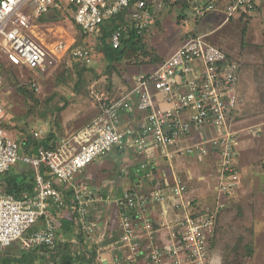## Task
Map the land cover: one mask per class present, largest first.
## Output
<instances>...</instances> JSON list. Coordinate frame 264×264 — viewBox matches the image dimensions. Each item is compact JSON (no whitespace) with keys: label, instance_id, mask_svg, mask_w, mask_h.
<instances>
[{"label":"built area","instance_id":"1","mask_svg":"<svg viewBox=\"0 0 264 264\" xmlns=\"http://www.w3.org/2000/svg\"><path fill=\"white\" fill-rule=\"evenodd\" d=\"M68 1L75 9L76 25L89 37L130 8L129 26L139 34L155 21L156 10L151 9L148 0ZM187 2L198 18L217 10L207 0ZM163 6L160 3L157 9ZM61 9L60 0H0V59L39 75L48 73L69 51L75 59L92 64L94 48L72 50L63 41L47 45L37 33L40 19ZM255 10L256 0H230L227 20L236 13L250 15ZM124 31L127 28L119 27L113 32L114 49L120 48ZM239 78V64L209 42L207 35H189L159 66L132 74L131 87L119 98L97 96L98 114L88 125L61 139L53 149L40 148L33 155L23 152L18 141L9 135L5 125H11V121L0 98V174L23 163L35 170L36 178L32 195L16 198L0 194V251L17 243L27 250L47 247L53 255L60 244L69 243L74 255L81 243L60 237L63 211L72 219L74 234L87 237L98 246L100 264H212L210 243L215 237L218 215L225 207L221 199L242 185L237 143L229 129L237 107ZM4 87L0 75V95ZM135 111L141 113L140 120L124 126L125 114ZM263 133L262 127L253 132L257 136ZM33 136L45 140L43 131H36ZM130 147L139 154L162 148L163 156L171 163L176 156L200 161L213 158L219 199L215 209L196 215V209L185 199L186 180L173 175L170 182L159 181L153 176V167L147 165H142L143 170L150 171L145 177L151 186L147 194L130 190L114 198L76 181L100 158ZM68 189L72 196H68ZM112 205L118 215H112L111 220L121 233L117 241L107 243L109 233L101 230V221L93 210ZM53 207L59 210L57 215L50 212ZM170 208L175 213L183 210L184 216L176 213L172 220L168 217ZM158 210L168 218L169 231L166 238L154 239L152 216Z\"/></svg>","mask_w":264,"mask_h":264},{"label":"rangeland","instance_id":"2","mask_svg":"<svg viewBox=\"0 0 264 264\" xmlns=\"http://www.w3.org/2000/svg\"><path fill=\"white\" fill-rule=\"evenodd\" d=\"M150 1L156 10L155 21L153 26L145 31L144 37L149 48L155 50L161 57L166 59L172 56L188 35L210 30L209 35L213 37L208 39L212 44L222 49L240 66L237 108L231 117L229 129L237 143V162L242 185L230 196L221 199L225 207L218 216L217 235L210 256L212 264L214 259H219L220 264H264V133L261 136L253 134L257 128L262 127L264 130L263 46L253 38L252 30H249L246 24H239L237 20L226 21L228 13L222 15L215 10L204 18H198L194 10L183 1L180 3L178 0H172L171 3L165 0ZM60 2L65 10L64 15L54 21L41 22L45 25L36 31L47 45L63 41L73 47L77 41H83L94 48L96 56L90 67L95 73L88 71L80 79L73 72V62L64 63L66 60L61 59L48 73L39 75L25 71L23 68H10L7 59L1 58L0 62L6 65L7 69L1 71L5 87L0 98L11 121V126L7 128L9 135L17 140L21 138V133H24L21 131L32 133L43 131L44 135L49 136L58 127L63 129L65 126L76 127L84 123L85 127L95 118L97 96L108 93L114 97L119 96L125 91L128 83L131 84L129 77L134 72L144 73L151 68L150 65L129 66L122 62L115 64L116 70L108 73V61L96 46L97 37L90 36L81 40L80 29L72 21L69 1L60 0ZM160 3H164V6L162 9H157ZM24 13L30 12L24 11ZM213 15L214 17L220 15L222 18L215 20ZM238 15L240 14H235ZM224 21L226 22L223 23ZM218 26L220 27L214 30ZM23 86H28L30 90L21 89ZM66 103L67 107L59 112V108L64 107ZM156 150L163 155L162 148ZM114 154L110 160L104 158L97 160L85 170L83 175L77 177L76 181L93 184L99 181L97 175H100V181H106L107 189L117 197L120 196L121 191L132 189L134 182L130 167L141 165L145 158L128 153L125 156L116 152ZM182 157L186 158V156ZM192 163L199 167V171L191 176V179L187 174H183V178L188 183L185 199L194 209L202 205L214 210L217 202L213 203V197L216 195L218 182L216 164L210 162L206 165L198 159L192 160ZM17 167L29 168L23 163H19ZM123 169H126L124 177L120 176ZM203 175L209 177L206 180L212 181L199 179ZM195 191L200 194H196ZM191 192L192 196L189 197ZM202 192L213 198L209 200L208 205L203 204ZM113 213L117 217V208H114ZM176 213L184 216L183 210H178ZM156 214L158 212L152 216L154 227L157 223L156 219L163 220L158 223L165 229L166 232L162 234L164 233L163 237L166 238L169 231L168 219ZM112 224L109 222L110 227H113ZM115 231L113 235H116ZM111 234L112 230L107 236V243L113 240ZM249 246L253 247L251 254L248 253ZM23 253L25 249L20 244L14 243L10 248L0 251V258L8 260Z\"/></svg>","mask_w":264,"mask_h":264},{"label":"trees","instance_id":"3","mask_svg":"<svg viewBox=\"0 0 264 264\" xmlns=\"http://www.w3.org/2000/svg\"><path fill=\"white\" fill-rule=\"evenodd\" d=\"M148 1L149 4L151 5V1L150 0ZM167 1L168 3L172 2V0H167ZM180 1L181 2L183 1L185 5H189L187 0H178V3H180ZM153 8L154 7H152L151 9ZM70 10L72 15V21H74L75 9L71 8ZM130 10L131 8L121 12L119 15L105 22L102 26L99 27L97 33L95 34V36L98 39L96 46L100 48V50L104 53L106 60L108 61V67H107L108 73H111L112 70H116V67L114 66L115 64L122 62H125L127 65L129 64V66L145 67L147 65H150L149 67L151 68L148 70L150 71L156 68L157 66H159L161 63H163V61L167 59L161 57L155 50L149 48V45L144 37L145 32L143 34H139L136 30L130 28L129 25L131 21L130 18L128 17ZM64 12H60L59 15H57V17L63 16ZM241 14L243 16H246V14L243 13ZM119 27L127 28V32L124 31L120 48L114 49L111 45V36L113 32ZM80 32L82 34L81 40L86 37H89L84 35L81 29ZM192 35L197 36L196 34H192ZM207 40L211 42L208 39V36H207ZM79 48H90V46L86 43H83V41L80 42L77 41V43L73 45L72 50ZM63 59L66 60L64 61V63L68 61L73 62L74 64L73 72H75L80 79L88 71L95 73V70L92 67H90L92 64L87 65L84 62L75 59L72 56L71 51H69ZM9 66L10 68L16 69V67L11 64ZM6 69H7L6 65L0 62L1 76H2L1 71ZM23 70L32 72L26 68ZM8 71H10V69H8ZM130 87L131 84L128 83L126 89H129ZM21 89L23 90L27 89L28 91L30 90L28 89V86H23L21 87ZM121 95L114 97L111 95V93L106 94V96L110 99H117ZM67 105H68L67 103L64 104V107L62 106L61 108H59L58 111L62 112L67 107ZM10 126L11 125H5L6 128H9ZM21 132H24L23 134L21 133V138L19 140L17 139L16 140L20 144L21 150L26 154L33 155L40 148L53 149L55 147V143L52 142L53 140L51 135L48 136L47 139H45L44 141H40L34 138L33 136L34 132L33 133L26 131H21ZM17 165L14 166L12 169H10L8 172L0 174V194L13 195L16 198H20L25 194H29V195L34 194L35 186H36L35 170L30 166L28 169L27 168L19 169ZM67 194L68 196H72L71 189H68ZM208 210H209L208 207L198 205L196 209V215L206 213ZM50 212L53 215H57L59 213V210L53 207L52 209H50ZM60 213H61L60 214L61 226L59 227V235L60 237L70 241L68 235L72 231V219L70 216H68L67 212L60 211ZM39 227L40 226H37L36 228ZM72 234H74V231L72 232ZM76 237L80 241L81 247L78 249L76 248L74 255L70 252L71 247L69 243L65 245L60 244L58 246L57 251H55L53 255L47 247L42 246L35 249H29V250L25 249V253L20 254L16 257H10V259L8 260H2V258H0V264H43L42 262H46L48 264H100L97 260L98 246L91 244L87 237H84L82 235H76ZM213 241L214 239H212L210 243L211 248L213 246ZM211 248L209 250L210 252H211ZM252 252H253V247L249 246L248 253L251 254Z\"/></svg>","mask_w":264,"mask_h":264},{"label":"crops","instance_id":"4","mask_svg":"<svg viewBox=\"0 0 264 264\" xmlns=\"http://www.w3.org/2000/svg\"><path fill=\"white\" fill-rule=\"evenodd\" d=\"M213 4L216 5V7H218V9L216 10V13H220L222 15H227L228 10H229V6H230V0H207ZM71 9V8H70ZM155 9V8H154ZM65 11L64 9L61 10H57V11H53L55 17H53L52 19H50L48 16L43 17L42 19H40L39 21V27L38 29H40V27L44 26L45 24H41V22L43 21H54L57 19V15H59L60 12ZM209 14V13H208ZM240 15L235 16L233 15L231 18H229V20L226 19V21H234L237 20V22H239V24L245 25L248 27L249 30H252V36L254 39L258 40V44L260 46H263L264 49V0H256V10L251 13L250 15H246L243 16L241 13H239ZM216 15V14H215ZM213 15V17L215 16ZM207 16V15H206ZM205 16V17H206ZM204 18V17H203ZM216 18L215 20H217L218 18H222V16L219 15V17H214ZM214 20V21H215ZM226 21H224L223 23H225ZM220 26L214 28V30L218 29ZM209 32H202V33H192V34H196V35H207L208 38L213 37L212 35L210 36V30H207ZM191 34V35H192ZM95 59V58H94ZM93 63V62H92ZM135 74V72L133 73ZM240 81V78H239ZM239 84V83H238ZM127 89H125L126 91ZM124 91V92H125ZM123 92V93H124ZM122 93V94H123ZM121 95V94H120ZM237 108V107H236ZM236 112V109L234 111V113ZM98 114V109L96 107V113L94 115V117H96ZM141 118V113L135 111L134 113H127L124 116V126H129V125H133L136 124L138 120H140ZM84 124L78 125V126H74V127H68L65 126L63 129L58 127L56 131H50L51 132V137H52V142L56 144L63 138H69L73 135H75L79 130H81L82 128H84ZM50 136V134H49ZM45 139H47L48 135H44ZM157 148H153L151 150H148L146 153L144 154H139L135 148H126L124 150H117L115 151L116 153L125 156L127 153L128 154H135L138 156H143L145 158V160L141 163V165H133L130 167V169H132L131 171V176L134 182V187L132 186V189L126 190V191H130L132 190L133 192L137 191L136 193L138 194H147L151 191V186L149 181L145 178L146 175L150 172L149 170H143L142 169V165H147L149 168L153 167L154 171L153 176L155 179L159 180V181H165L168 180V182L172 181L173 175H180L183 177V174H187L189 177V179H191L194 174L197 173V171H199V167H196L193 163L192 160H194L195 158H191V157H178L176 156L174 161L171 163L169 160H167V158H165L162 154L158 153ZM114 152V153H115ZM112 154L110 157L104 158V160H110L112 157H114L115 154ZM210 160H205V161H200L201 163H204L206 165L210 164V162L214 163V159L213 158H209ZM103 160V159H101ZM212 163V164H213ZM126 175V169H123L122 172L120 173V176L124 177ZM97 177H99V181H97L96 183L93 184H89L91 185L93 188H95L96 190L102 192V193H106L109 194L111 196H113L114 198H117V196H115L111 190L107 189V185L106 181H100L101 180V176L97 175ZM198 177V175H197ZM199 179L201 180H206L209 179V177H205L204 175L201 176ZM207 182L212 181L210 180H206ZM120 192V196L122 197L124 195V193L126 192ZM196 194H200L197 193V191H195ZM192 196V192L189 194V197ZM202 196V200H203V204H207L209 200L213 199V203L217 202L218 203V196L215 195L213 198L208 197V195H206V193L202 192L201 193ZM210 196V195H209ZM232 197V196H231ZM230 197V199H231ZM235 198V197H234ZM186 202L189 203V201ZM212 204V203H211ZM217 205V204H216ZM216 205L214 206V208L216 207ZM99 208H94L93 212L96 216V218L101 221V230L102 231H106L110 234V230H112V234H111V240L112 242L117 241L119 239V235H120V229L116 228V226H112L110 227V225L108 224V221L113 223V220H111V216H114L113 210L115 208V206L112 205V207H100ZM213 208V209H214ZM158 210V214H161V211ZM175 212L170 208L169 209V218H172V220L175 218L174 214ZM220 214V213H219ZM154 215V214H153ZM155 216V215H154ZM160 216V215H159ZM219 216V215H218ZM161 217V216H160ZM168 219V218H167ZM158 221H163L160 219H156V225L154 227V239H160V238H164V233L162 234V232H166L165 229H163L161 226H159ZM218 220H217V224H216V229L218 228ZM116 228V229H115ZM74 228L72 227V231L69 233L68 237L70 238L71 241L76 242L78 244H80V241L78 240V238L76 237L75 234H72ZM114 230H116V235H113ZM217 235V230L215 233V237ZM10 248V247H9ZM8 249V248H7ZM5 250V249H4ZM3 251V250H2ZM213 264H220L219 263V259H214L213 260Z\"/></svg>","mask_w":264,"mask_h":264},{"label":"water","instance_id":"5","mask_svg":"<svg viewBox=\"0 0 264 264\" xmlns=\"http://www.w3.org/2000/svg\"><path fill=\"white\" fill-rule=\"evenodd\" d=\"M48 17H49L50 19H52L53 17H55V15H54L53 12H51V13L48 15Z\"/></svg>","mask_w":264,"mask_h":264}]
</instances>
